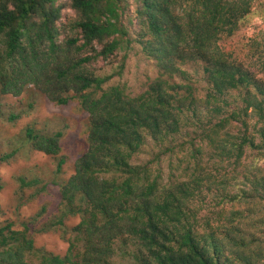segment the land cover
I'll return each mask as SVG.
<instances>
[{
  "label": "trees",
  "instance_id": "obj_1",
  "mask_svg": "<svg viewBox=\"0 0 264 264\" xmlns=\"http://www.w3.org/2000/svg\"><path fill=\"white\" fill-rule=\"evenodd\" d=\"M263 6V0H0V99L34 87L60 106L78 101L89 115L87 150L69 179H22L41 187L39 194L59 187L56 219L41 228L0 226V264H117L118 241L135 246L125 252L131 264H264ZM251 26L257 29L241 48L222 45ZM136 44L160 74L131 95L110 85L115 74L95 66ZM190 64L207 83L203 96L184 69ZM250 118L257 119L253 132ZM188 125L202 130L216 173L204 166L203 143L193 142L188 179L168 185L159 170L154 177V161L133 162L147 138L162 145ZM24 133L34 150L62 155L63 131L27 126ZM66 163L61 157L58 173ZM208 193L222 207L213 211L216 219L200 217ZM47 212L44 206L39 217ZM72 216L81 220L69 231ZM59 230L73 235L65 255L36 246L37 234Z\"/></svg>",
  "mask_w": 264,
  "mask_h": 264
},
{
  "label": "rangeland",
  "instance_id": "obj_2",
  "mask_svg": "<svg viewBox=\"0 0 264 264\" xmlns=\"http://www.w3.org/2000/svg\"><path fill=\"white\" fill-rule=\"evenodd\" d=\"M258 8L263 9L264 13V6ZM68 12L74 14L71 10ZM256 29L255 26L248 27L238 37L227 39L222 45L234 46L239 49L255 33ZM135 46V49L122 50L110 58L101 59L95 66L100 74H115L110 85H123L131 95L142 93L146 89L148 81L160 74L157 62L148 58L139 45ZM125 55L128 57L124 58ZM122 67L123 70H121ZM184 69L192 76L191 83L197 87V95L203 96L207 83L202 77L200 67L190 64ZM120 71L122 73H119ZM176 81H181V79L177 78ZM183 82L185 83V81ZM0 106V159L5 154L17 151L10 161L0 162V181L4 185V189L0 193L4 212L0 218V226L14 222L15 228L19 230L23 229L22 224L24 223H31V225L41 228L55 220L59 213L61 205L59 187L50 186L46 192L39 194L38 190H41V187L35 185L30 187L23 184L22 179L28 183L35 179L46 183L63 182L69 179L75 172L77 158L87 150L89 115L82 110L78 101L72 102L69 106H60L50 101L46 95L34 87H29L20 97L11 95L2 97ZM12 114L21 115V118L11 121ZM250 123L253 132L257 119L250 118ZM27 126H33L41 133L46 134L63 131L62 155L54 157L34 150L25 138L24 130ZM201 134L202 130L197 126L188 125L162 145L156 144L152 138H147L143 151L135 156L133 162L146 164L154 161V177L159 170L164 185L186 180L189 177L188 174L193 172V159H195L193 158L195 148L193 142H195L203 143L207 151V154L204 155V166L207 170L215 172L214 168L217 165L214 164V161H210V148L208 143L202 140ZM174 147H176L175 151H166V149ZM61 157L65 158L67 163L63 172L58 173L57 167ZM216 204L215 194L208 193L207 203L200 213V217L206 216L212 219L215 217L216 219L213 211H219L222 208L216 207ZM44 206L48 208V212L39 217ZM236 208L239 209L238 206ZM225 209L230 211L232 204H227ZM80 220V216L69 217L66 220L69 231ZM212 222L217 225L215 220ZM71 237H73L71 233L65 235L63 230L37 234L36 246L48 252L65 255ZM116 249L117 254L114 260L117 264L134 262L131 255L125 254L126 251H135V246L132 243L125 244L124 241H118Z\"/></svg>",
  "mask_w": 264,
  "mask_h": 264
}]
</instances>
